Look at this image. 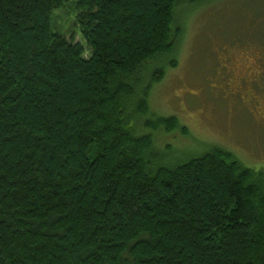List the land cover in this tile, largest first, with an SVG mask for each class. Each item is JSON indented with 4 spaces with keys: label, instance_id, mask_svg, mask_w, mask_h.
Returning a JSON list of instances; mask_svg holds the SVG:
<instances>
[{
    "label": "trees",
    "instance_id": "trees-1",
    "mask_svg": "<svg viewBox=\"0 0 264 264\" xmlns=\"http://www.w3.org/2000/svg\"><path fill=\"white\" fill-rule=\"evenodd\" d=\"M65 1L0 0V264H264V168L151 158L192 135L149 102L181 0H76L89 57L53 29Z\"/></svg>",
    "mask_w": 264,
    "mask_h": 264
},
{
    "label": "rangeland",
    "instance_id": "rangeland-1",
    "mask_svg": "<svg viewBox=\"0 0 264 264\" xmlns=\"http://www.w3.org/2000/svg\"><path fill=\"white\" fill-rule=\"evenodd\" d=\"M75 1L66 0L53 12V29L83 44L89 57ZM180 5L187 19L183 38L176 55L164 59L165 77L152 88L149 102L155 114L177 117L192 135L159 133L157 148L167 154L158 151L151 158L168 163L170 156L189 158V152L202 154L217 144L249 167L264 168V0H181ZM165 143L175 151H167Z\"/></svg>",
    "mask_w": 264,
    "mask_h": 264
}]
</instances>
